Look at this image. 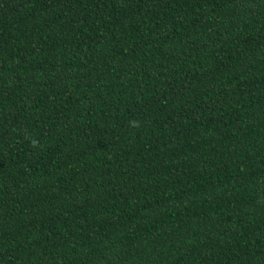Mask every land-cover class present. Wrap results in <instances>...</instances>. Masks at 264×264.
Returning a JSON list of instances; mask_svg holds the SVG:
<instances>
[{
  "label": "trees",
  "instance_id": "1",
  "mask_svg": "<svg viewBox=\"0 0 264 264\" xmlns=\"http://www.w3.org/2000/svg\"><path fill=\"white\" fill-rule=\"evenodd\" d=\"M0 264H264V0H0Z\"/></svg>",
  "mask_w": 264,
  "mask_h": 264
}]
</instances>
